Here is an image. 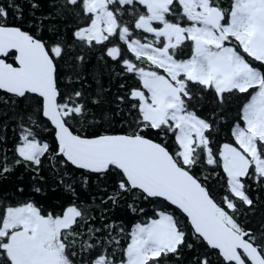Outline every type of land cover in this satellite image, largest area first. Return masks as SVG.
<instances>
[{
	"label": "snow or ice",
	"instance_id": "snow-or-ice-1",
	"mask_svg": "<svg viewBox=\"0 0 264 264\" xmlns=\"http://www.w3.org/2000/svg\"><path fill=\"white\" fill-rule=\"evenodd\" d=\"M0 264H264V0H0Z\"/></svg>",
	"mask_w": 264,
	"mask_h": 264
}]
</instances>
